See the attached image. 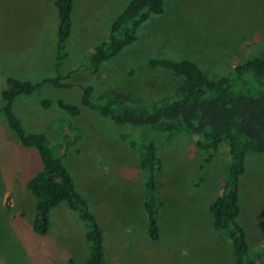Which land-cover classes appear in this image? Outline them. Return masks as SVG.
I'll return each mask as SVG.
<instances>
[{
    "label": "rangeland",
    "instance_id": "374dc122",
    "mask_svg": "<svg viewBox=\"0 0 264 264\" xmlns=\"http://www.w3.org/2000/svg\"><path fill=\"white\" fill-rule=\"evenodd\" d=\"M131 1L76 0L65 66V82L74 87L21 96L15 113L27 132L46 136L62 158L103 228L107 264H234L232 245L209 209L221 194L227 146L205 164L198 138L169 139L149 127L117 125L99 119L95 105L102 97L153 102L173 93L180 80L151 69L152 59L193 61L213 79L231 74L264 53V0H165L164 14L151 16L137 41L99 73L80 70ZM57 24L55 0H0V95L8 77L33 83L56 77ZM81 85L94 89L92 108L81 103ZM237 90L259 92L241 84ZM44 100L51 107H43ZM60 102L79 106L80 115L62 110ZM120 137L157 144L164 204L159 242L147 230L138 153ZM263 166L264 154L249 155L241 178V218L256 264H264ZM43 167L0 113V264H86L89 258L86 228L66 203L52 211L47 235L34 232L36 199L28 184Z\"/></svg>",
    "mask_w": 264,
    "mask_h": 264
},
{
    "label": "trees",
    "instance_id": "16d2710c",
    "mask_svg": "<svg viewBox=\"0 0 264 264\" xmlns=\"http://www.w3.org/2000/svg\"><path fill=\"white\" fill-rule=\"evenodd\" d=\"M76 0H55L57 14V43L55 78L38 83L8 77L1 91L3 113L10 128L21 144L34 149L43 162V170L28 184L36 199L34 232L47 235L50 216L61 204H68L76 212L86 228L89 258L86 264H107L104 248V231L87 200L78 191L71 173L60 156L54 152L50 140L37 133L25 130L15 113L16 99L33 96L45 88H73L65 82V66L69 58L68 43L73 33V13ZM165 12V0H132L126 9L112 22L107 41L100 43L90 53L88 62L80 70L97 74L103 64L119 55L127 46L138 39L139 28L153 15ZM151 69L166 70L180 80L173 93L160 100L146 102L126 98L102 97L95 105L97 115L117 125L149 127L166 138L175 139L182 135L198 138L197 147L205 164L215 160L227 146L230 161L223 170L221 194L210 205L214 226L222 231L232 245L234 264H256L250 254L245 228L240 224L241 178L245 173L246 158L251 154H264V53L237 65L231 74L219 79L210 78L195 62L189 60L152 59ZM72 75L74 73H71ZM239 84L259 90L257 93L237 90ZM81 103L92 108L94 89L80 86ZM50 100L42 101L45 108L51 107ZM60 108L72 116H79L81 108L59 103ZM121 138V137H120ZM121 140L138 153L140 169L144 175V207L147 213V230L154 242H159L161 232L158 218L164 207L161 200L157 175L163 169L158 156L157 144L153 141L139 142L128 137ZM227 144V145H225ZM70 264H77L72 261Z\"/></svg>",
    "mask_w": 264,
    "mask_h": 264
},
{
    "label": "crops",
    "instance_id": "0c3cea01",
    "mask_svg": "<svg viewBox=\"0 0 264 264\" xmlns=\"http://www.w3.org/2000/svg\"><path fill=\"white\" fill-rule=\"evenodd\" d=\"M263 172H264V166H263ZM261 175H262V173H261ZM262 177H263V175H262ZM240 194H241V192H240ZM263 195H264V189H263ZM240 205H241V213H240V217H239V222H240V224L244 227V228H246L244 225V222L242 221L243 220V218H241L243 215H242V204H241V197H240ZM246 230V229H245ZM246 233L248 234V231L246 230ZM260 236V235H259ZM248 238V237H247ZM262 238V237H261ZM257 238L255 237L254 238V240H256ZM264 240V239H263ZM249 241V240H248Z\"/></svg>",
    "mask_w": 264,
    "mask_h": 264
}]
</instances>
